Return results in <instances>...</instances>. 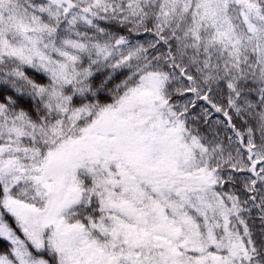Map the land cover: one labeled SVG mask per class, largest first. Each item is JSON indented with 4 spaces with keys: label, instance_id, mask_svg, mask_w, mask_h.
Instances as JSON below:
<instances>
[{
    "label": "snow or ice",
    "instance_id": "6c2138e0",
    "mask_svg": "<svg viewBox=\"0 0 264 264\" xmlns=\"http://www.w3.org/2000/svg\"><path fill=\"white\" fill-rule=\"evenodd\" d=\"M0 264H264V0H0Z\"/></svg>",
    "mask_w": 264,
    "mask_h": 264
}]
</instances>
